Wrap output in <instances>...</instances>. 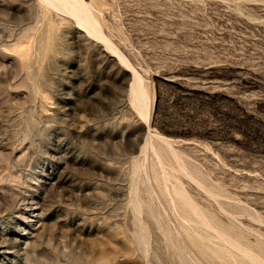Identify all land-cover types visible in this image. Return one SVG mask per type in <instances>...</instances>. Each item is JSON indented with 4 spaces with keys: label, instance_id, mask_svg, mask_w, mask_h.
<instances>
[{
    "label": "rangeland",
    "instance_id": "obj_1",
    "mask_svg": "<svg viewBox=\"0 0 264 264\" xmlns=\"http://www.w3.org/2000/svg\"><path fill=\"white\" fill-rule=\"evenodd\" d=\"M0 264H264V0H0Z\"/></svg>",
    "mask_w": 264,
    "mask_h": 264
}]
</instances>
